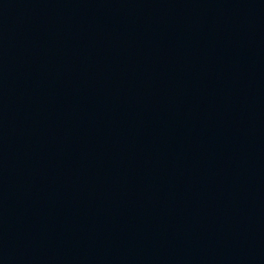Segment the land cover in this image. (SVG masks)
<instances>
[{
    "label": "water",
    "instance_id": "1",
    "mask_svg": "<svg viewBox=\"0 0 264 264\" xmlns=\"http://www.w3.org/2000/svg\"><path fill=\"white\" fill-rule=\"evenodd\" d=\"M0 264H264V0H0Z\"/></svg>",
    "mask_w": 264,
    "mask_h": 264
}]
</instances>
